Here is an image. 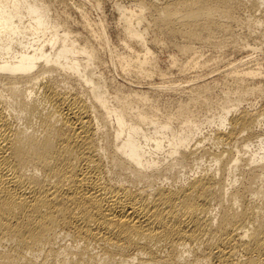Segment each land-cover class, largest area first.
I'll use <instances>...</instances> for the list:
<instances>
[{
  "label": "bare ground",
  "instance_id": "obj_1",
  "mask_svg": "<svg viewBox=\"0 0 264 264\" xmlns=\"http://www.w3.org/2000/svg\"><path fill=\"white\" fill-rule=\"evenodd\" d=\"M127 1L0 0V264H264V0Z\"/></svg>",
  "mask_w": 264,
  "mask_h": 264
},
{
  "label": "rangeland",
  "instance_id": "obj_2",
  "mask_svg": "<svg viewBox=\"0 0 264 264\" xmlns=\"http://www.w3.org/2000/svg\"><path fill=\"white\" fill-rule=\"evenodd\" d=\"M120 2H123L124 4H126L127 5V0H120ZM111 2H106L105 4V6L103 5V11H102V14H103V16L104 17H106V21H107V23H108V31H109V35H110V39H111V42L112 43H115L116 42V39H115V37H114V32H113V26H114V20H115V15H116V12L115 11H113V8H112V3L110 4ZM122 3V4H123ZM87 7H88V13H89V16L93 19V18H96L99 14H100V12H98V11H96L94 8H92V7H90V6H88L87 5ZM115 12V13H114ZM98 13V14H97ZM257 13V12H256ZM259 13V12H258ZM257 13V16L258 15H260L262 18H263V20H264V14H262V12L261 13H259L258 14ZM264 13V12H263ZM112 24V25H111ZM239 27H237L236 29H237V31L238 32H240L241 30H239L238 29ZM113 32V33H112ZM251 39V38H250ZM249 39V40H250ZM254 42H258V41H254ZM250 43H252V40H250ZM254 45L255 46H258L256 43H254ZM253 46V45H252ZM171 48H169V47H163V48H155L154 49V52H155V54H156V56H157V58H158V61H159V65L161 66V68H164L165 66H166V63H168V55L170 54V52H171ZM203 53H202V55L204 56V57H206V56H220L219 58H224V60H238V59H240L241 57H244V56H248L249 55V52L251 53V55L253 54V56H257V57H263L264 58V49L263 50H255V52H251V51H246V50H244V52H232V51H230V50H226L224 53H221V54H219V53H215V52H213V51H211V49H206V48H204L203 49V51H202ZM248 53V54H247ZM224 64H220L219 65V70H222L223 69V66ZM109 74H111L112 76H114L115 78H116V80H118V82H121V84H124V85H127V80L126 81H124V79H123V81H121L122 79H120V78H122L121 76H118L117 74H115V72H113V71H111V72H109ZM213 74H209V76H207V77H210V76H212ZM171 77H173V79L174 80H176V83L177 84H181L180 86L182 87V86H186V85H189V84H192L191 82H188V83H184V82H182V81H186V80H188V79H182V77L181 76H179V75H177V73L175 72V71H173L172 72V74H171ZM181 77V78H180ZM156 83H158L159 82V80H157V78H155V79H153ZM125 82V83H124ZM127 82V83H126ZM182 82V83H181ZM244 106H246V104H244ZM56 241L57 242H60V243H65V244H70V242L67 240V238H57L56 239Z\"/></svg>",
  "mask_w": 264,
  "mask_h": 264
}]
</instances>
